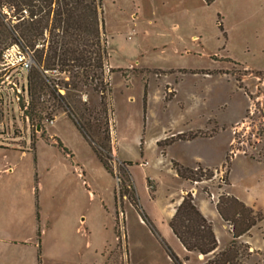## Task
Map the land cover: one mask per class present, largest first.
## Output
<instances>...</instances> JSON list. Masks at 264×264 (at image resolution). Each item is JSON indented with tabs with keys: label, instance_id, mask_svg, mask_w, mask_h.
Listing matches in <instances>:
<instances>
[{
	"label": "rangeland",
	"instance_id": "374dc122",
	"mask_svg": "<svg viewBox=\"0 0 264 264\" xmlns=\"http://www.w3.org/2000/svg\"><path fill=\"white\" fill-rule=\"evenodd\" d=\"M101 9L112 174L62 110L37 125L23 116L11 87L27 73L4 65L18 56L10 47L0 55V264H175L169 251L184 264L168 221L186 193L220 248L231 241L220 194L264 215V0H101ZM83 98L95 105L98 94ZM197 167L212 175L176 174ZM257 225L253 236L264 219ZM234 242L249 253L239 262L264 264Z\"/></svg>",
	"mask_w": 264,
	"mask_h": 264
},
{
	"label": "trees",
	"instance_id": "16d2710c",
	"mask_svg": "<svg viewBox=\"0 0 264 264\" xmlns=\"http://www.w3.org/2000/svg\"><path fill=\"white\" fill-rule=\"evenodd\" d=\"M214 1L203 0L207 5ZM12 45L33 60L26 75L28 101L25 104L21 99L18 105L25 108L23 116L37 125L43 118L51 120L56 110H62L112 174L111 111L109 82L104 73L107 54L101 0H0V55ZM52 72L63 77L54 79L50 76ZM87 89L98 94L95 105L83 100ZM176 174L184 181L196 183L212 172L200 167L177 168ZM215 210L229 227L233 240L217 253L218 242L211 222L196 208L189 193L174 207L168 227L186 252L212 255L205 264H242L238 258L249 253H239L234 241L248 234L264 215L227 194L219 195ZM238 246L241 252L249 249L244 243ZM169 256L175 264H182L170 251Z\"/></svg>",
	"mask_w": 264,
	"mask_h": 264
},
{
	"label": "crops",
	"instance_id": "0c3cea01",
	"mask_svg": "<svg viewBox=\"0 0 264 264\" xmlns=\"http://www.w3.org/2000/svg\"><path fill=\"white\" fill-rule=\"evenodd\" d=\"M102 10V9H101ZM103 19V18H102ZM103 27H104V22H103ZM191 188V185H189ZM185 190V192L190 191L191 189ZM194 188V187H192ZM193 191V190H191ZM182 194H184V192H181ZM181 197L182 195L179 197V199L177 200V202L175 203L174 207L176 205L179 204V202L181 201ZM173 212H174V208H173ZM173 214V213H172ZM171 214V216H172ZM204 217H207L205 214L201 213ZM170 216V217H171ZM258 226V225H257ZM256 227V226H255ZM251 228V230L249 231L248 234L242 235L241 237H239L236 241L240 242V243H244L247 244L249 246V251L250 254H254V253H260L262 255H264V232L260 233V236H253L252 234V230L255 228ZM215 233V232H214ZM216 236V234H215ZM231 236V235H230ZM217 239V237H216ZM231 241H232V237H231ZM231 241H229V243L226 245V247L231 243ZM225 248V247H224ZM224 248H220L219 245L217 246V249L215 251V253L223 250ZM183 249V247H182ZM194 255L195 256V263L194 264H203L205 262V260L207 259V257H210L211 255H207V256H202V255H198L194 252H186L183 249V253L180 254V258L182 259L183 263L186 264L188 262V260L190 259V257ZM212 257V256H211ZM245 264H249V261L245 260Z\"/></svg>",
	"mask_w": 264,
	"mask_h": 264
},
{
	"label": "built area",
	"instance_id": "2783aa9c",
	"mask_svg": "<svg viewBox=\"0 0 264 264\" xmlns=\"http://www.w3.org/2000/svg\"><path fill=\"white\" fill-rule=\"evenodd\" d=\"M8 50H13L17 53L18 56H13V60H12V56H3L4 57V65L7 67H17L18 69H20L21 71H23L24 73H27V71L31 68L32 64H33V60L31 58L30 55H28L27 53L23 52L17 45H12L10 46V49ZM4 52V51H3ZM24 53V54H20V53ZM3 54V53H2ZM10 58V60L8 59ZM13 87H11V100L15 101L18 105L19 102L22 101L27 104V94H26V85L23 86H19L17 87L15 83L12 84ZM60 92V90H59ZM83 100H85L83 98ZM25 109V108H24Z\"/></svg>",
	"mask_w": 264,
	"mask_h": 264
}]
</instances>
